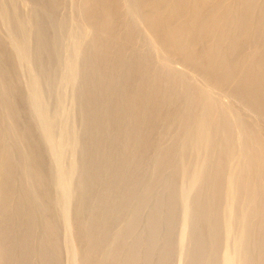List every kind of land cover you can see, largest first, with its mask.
<instances>
[{
    "label": "bare ground",
    "instance_id": "bare-ground-1",
    "mask_svg": "<svg viewBox=\"0 0 264 264\" xmlns=\"http://www.w3.org/2000/svg\"><path fill=\"white\" fill-rule=\"evenodd\" d=\"M260 129L264 0H0V264H264Z\"/></svg>",
    "mask_w": 264,
    "mask_h": 264
},
{
    "label": "rangeland",
    "instance_id": "rangeland-1",
    "mask_svg": "<svg viewBox=\"0 0 264 264\" xmlns=\"http://www.w3.org/2000/svg\"><path fill=\"white\" fill-rule=\"evenodd\" d=\"M212 92H213V95L215 94V95H217L215 92H214V90H212ZM235 105V106H234ZM230 107L231 108H233V110L234 111H237V112H242V110H241V108H242V105L241 104H239V106H238V103L236 104H234V102L232 101V103L230 102ZM236 107V108H235ZM248 110H245V112H247ZM249 114V116H252V114L250 113V112H248L247 113V115ZM242 117H244V115L242 116ZM261 130V129H260ZM264 131V130H263ZM262 130L260 131V133H261V135L263 136V138H264V132H263ZM39 239V238H38Z\"/></svg>",
    "mask_w": 264,
    "mask_h": 264
}]
</instances>
